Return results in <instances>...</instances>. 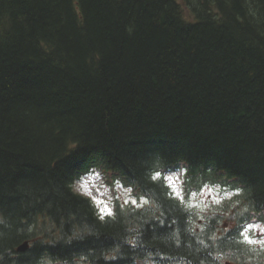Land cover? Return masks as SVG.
<instances>
[{
  "label": "trees",
  "instance_id": "1",
  "mask_svg": "<svg viewBox=\"0 0 264 264\" xmlns=\"http://www.w3.org/2000/svg\"><path fill=\"white\" fill-rule=\"evenodd\" d=\"M92 170L146 203L101 215L73 188ZM175 170L236 193L197 223ZM251 222L264 0H0V264H264Z\"/></svg>",
  "mask_w": 264,
  "mask_h": 264
},
{
  "label": "rangeland",
  "instance_id": "2",
  "mask_svg": "<svg viewBox=\"0 0 264 264\" xmlns=\"http://www.w3.org/2000/svg\"><path fill=\"white\" fill-rule=\"evenodd\" d=\"M181 175L182 172L180 170L170 171L163 174L164 178H174L176 188L183 194V203L197 215V223H200L205 215L217 210L218 207L223 205L227 199L232 198L236 193L234 190L224 187L221 184H206L200 190L192 191L185 196L181 185ZM109 179V175L101 170H92L76 180L73 184V188L78 193L90 198L101 215H107L101 211L104 204H107L112 213L115 200L124 205L138 207L146 203L145 201L147 200L145 198L134 196L130 188L125 187L118 179L114 178L113 181H109ZM166 182L168 184L167 180ZM209 189H211V192H209ZM192 194L195 195L192 196ZM93 198L100 200L103 203L97 204L94 202ZM125 200H127L128 203H124ZM132 201H136V203H132ZM216 201L219 202L217 203ZM261 228H264L263 223L251 222L245 227L242 233H244L243 240L250 245L252 250L263 253L264 243H261L260 241L264 240V232H261ZM245 235L248 237L247 240L244 238Z\"/></svg>",
  "mask_w": 264,
  "mask_h": 264
},
{
  "label": "snow or ice",
  "instance_id": "3",
  "mask_svg": "<svg viewBox=\"0 0 264 264\" xmlns=\"http://www.w3.org/2000/svg\"><path fill=\"white\" fill-rule=\"evenodd\" d=\"M160 174L157 173L156 176L153 177V179H157L159 178ZM164 179H166L168 181V186L172 188V191H173V195L174 197L178 198L181 200V202L183 203L184 202V197H183V194L181 191H179L175 184H174V178L173 177H165ZM209 192H211V189H209ZM195 194H192V196H194ZM94 199V202L97 203V204H100V203H103L102 201L100 200H96L95 198ZM146 202V201H145ZM217 203L219 201H216ZM124 203H128L127 200L124 201ZM132 203H136V201H132ZM101 211L107 215H111V209L108 208L107 204H104V207L101 209ZM261 232H264V228H261ZM241 235H244V233H241ZM244 238L247 240L248 237L245 235ZM261 243H264V240L260 241Z\"/></svg>",
  "mask_w": 264,
  "mask_h": 264
},
{
  "label": "water",
  "instance_id": "4",
  "mask_svg": "<svg viewBox=\"0 0 264 264\" xmlns=\"http://www.w3.org/2000/svg\"><path fill=\"white\" fill-rule=\"evenodd\" d=\"M29 246V241L28 240H24L22 241L20 244H18V246L16 247L17 251H25Z\"/></svg>",
  "mask_w": 264,
  "mask_h": 264
}]
</instances>
